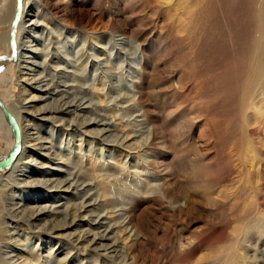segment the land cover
<instances>
[{
	"label": "rangeland",
	"instance_id": "rangeland-1",
	"mask_svg": "<svg viewBox=\"0 0 264 264\" xmlns=\"http://www.w3.org/2000/svg\"><path fill=\"white\" fill-rule=\"evenodd\" d=\"M28 12V22L38 23L26 35L38 72L56 86L77 85L101 104L114 134L134 131L137 137L129 143L136 150L127 151L70 127L72 117L66 123L33 118L57 161L34 155L26 169L38 173L46 165L56 170L54 179L91 183L88 202L96 201V214L107 216L103 229L113 228L110 243L127 252L125 262L74 246L67 234L86 224L38 233L11 212L16 204H64L63 215L46 217L54 226L72 221L73 205L88 196L74 191L67 200H38L37 191L47 194V187L25 183L37 173L8 179L17 172L24 140L10 104L27 103L33 111L45 105L32 102L39 96L17 69ZM16 16L17 0H0V36L9 33V51L0 47V57L13 59L0 61V164L20 143L13 164L0 169V264H7L2 252L11 251L33 264H264V74L250 90L264 64V0H22L13 45ZM122 34L141 43L137 55L124 54L134 51L117 42ZM137 86L147 101L141 107ZM143 108L148 116L136 118ZM152 127L159 131L149 143ZM7 179L9 187L1 184ZM121 207L138 217L136 235L126 230L127 215L109 213Z\"/></svg>",
	"mask_w": 264,
	"mask_h": 264
},
{
	"label": "bare ground",
	"instance_id": "bare-ground-1",
	"mask_svg": "<svg viewBox=\"0 0 264 264\" xmlns=\"http://www.w3.org/2000/svg\"><path fill=\"white\" fill-rule=\"evenodd\" d=\"M48 2V1H46ZM47 7H52L58 9V4H51L48 2L46 4ZM50 8V9H52ZM67 9V7H65ZM9 10V9H8ZM21 12V11H20ZM30 13L28 12L26 16H23L21 25H20V43H19V51L17 54V59L19 60L18 64V73L19 76H22V81L27 86L33 90L39 97L33 98L32 102L38 101L43 102L45 105L35 111H33L32 106H27L23 104L22 106L10 104L15 116H17L18 120L22 124L23 127V153L21 154L20 158L15 164V172L9 180L12 178L15 181H18V177L28 176V174L37 173L28 171L26 169V165L28 163L34 162L33 156H41L51 161L54 157H51L52 154L55 153L52 150V146L48 147V144L53 145L52 143L48 142L47 140L40 137V133L36 125H33V118H41L47 121L51 120L55 123H66L69 122L66 118L72 117L70 121V127H76L78 130L84 131L86 135L90 138L98 139L106 146H118L122 149L127 151L136 150L132 148V145L129 144L133 139L137 136L136 133L127 135V136H119L114 134V122L108 121L105 114H102L99 111L101 107L99 103H95L93 100L89 99L86 96V93H80V88L76 86H71L68 84H58L56 86V80L50 78L48 75L44 73L38 72V66L36 62L32 61L33 51L28 46V41L26 35L29 34L28 27L36 28L38 26L37 22H28L27 18H29ZM54 14V13H53ZM9 18V22L13 19L14 16V9L7 14ZM86 17L91 18V12L87 11ZM20 19V14L14 20V23ZM13 23V24H14ZM35 26V27H33ZM13 29V25H12ZM12 29H11V40H12ZM16 32V30H15ZM120 38L117 40L120 45H124L126 47H132L134 53H130L129 50L123 49L125 55H137L140 52L141 43L138 42L131 37H127L125 34L119 36ZM13 43V42H12ZM137 46H134L135 44ZM14 45V43H13ZM119 45V46H120ZM0 47H3V51L8 53L9 51V33L7 35L0 36ZM10 59V58H8ZM134 59V58H133ZM12 60V59H10ZM142 66V65H141ZM140 67V66H139ZM143 67V66H142ZM140 67V68H142ZM258 67V66H257ZM141 70V69H140ZM38 73V74H37ZM264 74V64H261L257 69L256 75L252 78L250 83V90L254 89L256 86L260 85V78L261 75ZM77 87L79 89H75ZM63 88V89H62ZM82 89L86 90L87 87H82ZM72 96V97H71ZM137 99H136V106L141 107L144 106L145 102H147L145 94L141 92L140 86H137ZM71 97V98H70ZM121 97V96H120ZM122 98V97H121ZM123 99L124 96H123ZM29 105V104H28ZM1 106V105H0ZM3 108V106H2ZM4 109V108H3ZM126 109V108H124ZM134 110V109H131ZM91 112L94 114L95 117H85L84 114ZM141 115H137L136 118H142L148 116V109L143 108L141 110ZM2 117V115L0 114ZM80 118V119H79ZM14 119V118H13ZM144 126V125H141ZM147 129V128H144ZM143 131V130H142ZM149 131V143L153 142L155 139L156 133L159 130L155 128H151ZM148 144V143H147ZM145 144V145H147ZM57 154V153H56ZM56 156V155H55ZM57 157V156H56ZM27 161V162H26ZM57 163V162H56ZM14 169V168H13ZM42 171L38 172L39 175L38 179H31L29 182H25L27 186L35 184V185H43L47 188V194H41L40 191H37L38 196L35 199L38 200H56V199H63L67 200V197L72 195L74 191L80 192V194H87L88 196L85 198V202L80 205H73L76 206L72 210H74L75 218L70 221L69 219H65L59 224H55L51 226V220H46L47 215H63V207L64 204L59 203L55 206H38L33 208H24L22 204H16L14 208L11 209L13 215L18 217L17 219L21 221H27L30 226L33 228H39L38 233H49L54 234L55 232H65L74 228H82L84 224L89 226L87 229H80L79 232L76 234H67V237H72L70 239L72 244L76 247L80 246V249L84 252H92L96 255L105 258L108 261L113 262H125L127 257V252L125 253L120 249L119 243L113 241V238L110 237V234L113 232V228L103 229L105 228L107 223H105L107 216L96 214L97 205L96 201L88 202L92 195L89 193L92 191L91 187L93 185L89 182L81 181L80 179H76L73 184H70L68 180H60L54 179V175L51 172L56 171L53 168L43 165ZM59 170H57L58 172ZM50 177V178H49ZM3 180L1 184H9L11 185L10 181ZM12 180V181H13ZM8 185V187H9ZM159 189L164 197H168L170 195L169 188H166L165 184L159 185ZM44 188V187H43ZM89 193V194H88ZM73 195L76 196L75 193ZM67 196V197H66ZM112 214L120 213L122 215H118L117 217L123 216V214L127 215V222L125 223L126 230L131 229L134 235L137 234L138 226L140 227V223L137 224L138 217H136L134 210L126 207H121L120 210L109 212ZM86 214V216H83ZM74 217V216H73ZM140 224V225H139ZM96 230V231H94ZM13 236V234H10ZM13 240V239H12ZM15 242V240H13ZM109 242V243H107ZM87 244V245H86ZM129 252V250H128ZM4 253V260L7 264H33V262L20 257L19 255L15 254V251L11 252H2ZM133 253V252H132ZM126 256V257H125ZM222 264H236V260L232 261H221Z\"/></svg>",
	"mask_w": 264,
	"mask_h": 264
},
{
	"label": "water",
	"instance_id": "water-1",
	"mask_svg": "<svg viewBox=\"0 0 264 264\" xmlns=\"http://www.w3.org/2000/svg\"><path fill=\"white\" fill-rule=\"evenodd\" d=\"M21 8H22V0H17V12H18V16L20 14ZM16 27H17V21L13 24V29H12V42L14 44H15V40H16V34H15L16 33L15 32ZM2 60L12 61L13 59L10 60V59H8V57L3 56V57H0V61H2ZM0 105H1V107L3 106L1 104V102H0ZM19 145H20V143L18 144V148L16 149L15 153L11 156V158L8 159L6 162L0 164V169L6 168V167L10 166L11 164H13V162H14V160L16 158V155L18 154Z\"/></svg>",
	"mask_w": 264,
	"mask_h": 264
}]
</instances>
